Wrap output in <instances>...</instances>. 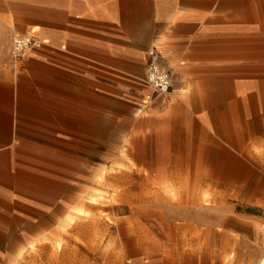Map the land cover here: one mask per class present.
<instances>
[{
	"label": "crops",
	"instance_id": "1",
	"mask_svg": "<svg viewBox=\"0 0 264 264\" xmlns=\"http://www.w3.org/2000/svg\"><path fill=\"white\" fill-rule=\"evenodd\" d=\"M15 34L41 47L14 59ZM1 49L0 264L46 238L132 117L145 160H219L264 130V0H0Z\"/></svg>",
	"mask_w": 264,
	"mask_h": 264
},
{
	"label": "rangeland",
	"instance_id": "2",
	"mask_svg": "<svg viewBox=\"0 0 264 264\" xmlns=\"http://www.w3.org/2000/svg\"><path fill=\"white\" fill-rule=\"evenodd\" d=\"M255 133L253 144H224L219 160H145L133 117L119 124L95 146L94 175L64 194L46 238L14 264H261L264 130Z\"/></svg>",
	"mask_w": 264,
	"mask_h": 264
},
{
	"label": "built area",
	"instance_id": "3",
	"mask_svg": "<svg viewBox=\"0 0 264 264\" xmlns=\"http://www.w3.org/2000/svg\"><path fill=\"white\" fill-rule=\"evenodd\" d=\"M40 47L41 42L35 37L27 34H15L12 37L11 55L14 59H20L27 52ZM145 82L157 95L166 94L171 88L169 74L155 62L148 64Z\"/></svg>",
	"mask_w": 264,
	"mask_h": 264
},
{
	"label": "bare ground",
	"instance_id": "4",
	"mask_svg": "<svg viewBox=\"0 0 264 264\" xmlns=\"http://www.w3.org/2000/svg\"><path fill=\"white\" fill-rule=\"evenodd\" d=\"M261 264H264V259L261 261Z\"/></svg>",
	"mask_w": 264,
	"mask_h": 264
}]
</instances>
